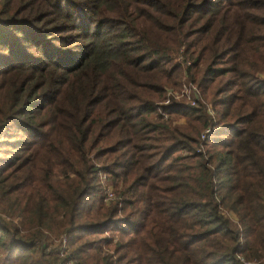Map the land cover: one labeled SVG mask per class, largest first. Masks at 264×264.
I'll return each instance as SVG.
<instances>
[{
    "label": "trees",
    "instance_id": "1",
    "mask_svg": "<svg viewBox=\"0 0 264 264\" xmlns=\"http://www.w3.org/2000/svg\"><path fill=\"white\" fill-rule=\"evenodd\" d=\"M183 80L197 106L162 104ZM239 258L264 264V0H0V264Z\"/></svg>",
    "mask_w": 264,
    "mask_h": 264
},
{
    "label": "built area",
    "instance_id": "2",
    "mask_svg": "<svg viewBox=\"0 0 264 264\" xmlns=\"http://www.w3.org/2000/svg\"><path fill=\"white\" fill-rule=\"evenodd\" d=\"M174 99H185L186 103H188L189 106H197V100L200 99L198 89L195 84L190 83V82H185L184 80L182 81L180 87L177 89H168L166 88L165 90V98L162 102V104H168L169 100ZM206 113H210V107L209 105H206ZM162 117L165 118V114H162ZM208 133V128H205L202 130L201 134L199 135L200 139H203L204 136ZM113 196L111 190L109 188L104 189V200L111 199ZM65 243L64 237L60 238V246L63 247ZM239 260L243 264H252L253 262L251 261H244L242 258H239ZM70 264V263H68ZM257 264V262H256Z\"/></svg>",
    "mask_w": 264,
    "mask_h": 264
},
{
    "label": "rangeland",
    "instance_id": "3",
    "mask_svg": "<svg viewBox=\"0 0 264 264\" xmlns=\"http://www.w3.org/2000/svg\"><path fill=\"white\" fill-rule=\"evenodd\" d=\"M165 90H166V89H165ZM165 90H164V92H165ZM162 114H164V113H162ZM165 117H166V114H165ZM162 118H163V117H162ZM102 185H104V184L102 183ZM104 189H105V188H104ZM227 215H228L230 221H232V222H235V221H236V218L233 216V214L228 213ZM250 261L253 262L252 264H256V262H257V264H258V261H257V260L254 261L253 259H251ZM69 263L71 264V262H69Z\"/></svg>",
    "mask_w": 264,
    "mask_h": 264
}]
</instances>
